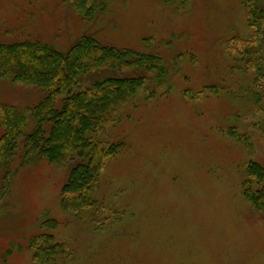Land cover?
<instances>
[{"label": "rangeland", "instance_id": "obj_1", "mask_svg": "<svg viewBox=\"0 0 264 264\" xmlns=\"http://www.w3.org/2000/svg\"><path fill=\"white\" fill-rule=\"evenodd\" d=\"M73 5L0 0V43L34 41L66 53L91 37L160 55L169 85L123 108L102 135L125 145L108 163L101 192L119 219L101 231L62 210L64 168L15 161L6 187L0 172V264H42L31 240L44 233L71 250L58 264H264V218L242 188L249 162L264 161V115L253 105L252 75L237 70L228 49L249 32L240 1L107 0L91 18ZM43 96L0 81V104L25 109ZM232 129L249 137L252 153Z\"/></svg>", "mask_w": 264, "mask_h": 264}, {"label": "trees", "instance_id": "obj_2", "mask_svg": "<svg viewBox=\"0 0 264 264\" xmlns=\"http://www.w3.org/2000/svg\"><path fill=\"white\" fill-rule=\"evenodd\" d=\"M106 1L73 0V6L91 18L106 8ZM239 1L247 13L249 32L231 39L229 55L237 70L252 75L253 105L264 115V0ZM98 72L107 76L84 83ZM1 80L44 91L39 103L30 108L0 104L3 186H8L15 161L20 166L45 161L68 172L60 192L63 211L97 231L107 222H117L119 216L110 211L101 192L104 171L125 144L108 143L102 135L121 121L123 108L136 107L140 98L149 101L169 85L163 58L103 45L91 37H83L66 53L34 41L0 43ZM260 130L264 139V120ZM229 133L253 152L249 137L236 129ZM242 188L244 198L264 218V161L249 162ZM50 225V230L56 228V223ZM31 247L33 257L42 264H58L72 256L68 245L45 233L34 237Z\"/></svg>", "mask_w": 264, "mask_h": 264}]
</instances>
